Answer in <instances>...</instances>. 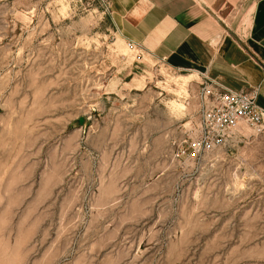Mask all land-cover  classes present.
Wrapping results in <instances>:
<instances>
[{"label": "rangeland", "instance_id": "obj_1", "mask_svg": "<svg viewBox=\"0 0 264 264\" xmlns=\"http://www.w3.org/2000/svg\"><path fill=\"white\" fill-rule=\"evenodd\" d=\"M203 84L102 0H0V264H264V126L194 154Z\"/></svg>", "mask_w": 264, "mask_h": 264}, {"label": "crops", "instance_id": "obj_2", "mask_svg": "<svg viewBox=\"0 0 264 264\" xmlns=\"http://www.w3.org/2000/svg\"><path fill=\"white\" fill-rule=\"evenodd\" d=\"M123 40L171 69L225 88L259 86L264 108V0H107Z\"/></svg>", "mask_w": 264, "mask_h": 264}, {"label": "built area", "instance_id": "obj_3", "mask_svg": "<svg viewBox=\"0 0 264 264\" xmlns=\"http://www.w3.org/2000/svg\"><path fill=\"white\" fill-rule=\"evenodd\" d=\"M102 2L109 11L107 0ZM124 41L129 50L142 51L136 42ZM200 77L204 84L197 135L191 146L194 154L220 146L240 125L253 129L264 126V108L256 102L260 94L258 85L233 90L204 75Z\"/></svg>", "mask_w": 264, "mask_h": 264}, {"label": "bare ground", "instance_id": "obj_4", "mask_svg": "<svg viewBox=\"0 0 264 264\" xmlns=\"http://www.w3.org/2000/svg\"><path fill=\"white\" fill-rule=\"evenodd\" d=\"M184 77H186L187 79H189V77H191V75H188V76H184ZM170 106H171V108H179L180 106H181V104H179L178 102H176L175 100H173V101H170Z\"/></svg>", "mask_w": 264, "mask_h": 264}]
</instances>
